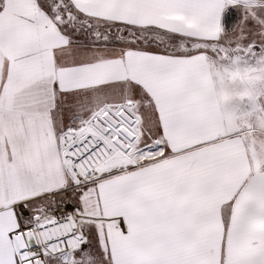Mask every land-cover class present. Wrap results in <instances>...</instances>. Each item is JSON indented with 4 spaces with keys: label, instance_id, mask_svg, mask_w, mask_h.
Listing matches in <instances>:
<instances>
[{
    "label": "snow or ice",
    "instance_id": "obj_1",
    "mask_svg": "<svg viewBox=\"0 0 264 264\" xmlns=\"http://www.w3.org/2000/svg\"><path fill=\"white\" fill-rule=\"evenodd\" d=\"M0 264H264V0H0Z\"/></svg>",
    "mask_w": 264,
    "mask_h": 264
}]
</instances>
